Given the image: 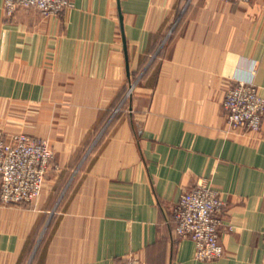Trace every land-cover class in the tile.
Listing matches in <instances>:
<instances>
[{"label":"crops","instance_id":"crops-1","mask_svg":"<svg viewBox=\"0 0 264 264\" xmlns=\"http://www.w3.org/2000/svg\"><path fill=\"white\" fill-rule=\"evenodd\" d=\"M238 81L264 96V0H0V130L54 152L33 203L0 202V264H264V120L227 126ZM201 179L225 201L224 255L204 261L172 217Z\"/></svg>","mask_w":264,"mask_h":264},{"label":"built area","instance_id":"built-area-1","mask_svg":"<svg viewBox=\"0 0 264 264\" xmlns=\"http://www.w3.org/2000/svg\"><path fill=\"white\" fill-rule=\"evenodd\" d=\"M234 1V0H226ZM251 2L253 0H238ZM73 0H3V9L11 16L20 7H34L43 15H58L70 8ZM222 107L231 130L259 131L264 120V96L252 82L238 81L226 91ZM54 152L47 139L25 132L5 135L0 130V202L30 204L43 191ZM225 201L210 182L201 179L184 190L172 211L174 233L195 244V259L214 260L224 255L220 228ZM264 256V245H263ZM119 264H146L130 253Z\"/></svg>","mask_w":264,"mask_h":264},{"label":"rangeland","instance_id":"rangeland-1","mask_svg":"<svg viewBox=\"0 0 264 264\" xmlns=\"http://www.w3.org/2000/svg\"><path fill=\"white\" fill-rule=\"evenodd\" d=\"M136 81L135 82H130V85L128 86V88H125V91H124V100L123 102H121V104H119V110L122 108V106H126L127 103L129 102V99H130V96H131V92H132V89L135 85Z\"/></svg>","mask_w":264,"mask_h":264},{"label":"water","instance_id":"water-1","mask_svg":"<svg viewBox=\"0 0 264 264\" xmlns=\"http://www.w3.org/2000/svg\"><path fill=\"white\" fill-rule=\"evenodd\" d=\"M123 41H124V51H125V57H126V59H127V49H126V43H125V39H123ZM127 66H128V64H127Z\"/></svg>","mask_w":264,"mask_h":264}]
</instances>
